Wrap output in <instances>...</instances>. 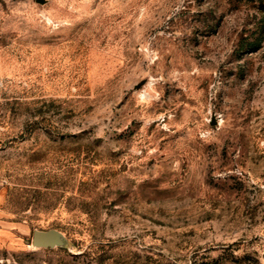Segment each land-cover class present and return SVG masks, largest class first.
Returning a JSON list of instances; mask_svg holds the SVG:
<instances>
[{"label":"rangeland","instance_id":"374dc122","mask_svg":"<svg viewBox=\"0 0 264 264\" xmlns=\"http://www.w3.org/2000/svg\"><path fill=\"white\" fill-rule=\"evenodd\" d=\"M0 264H264V6L0 0Z\"/></svg>","mask_w":264,"mask_h":264},{"label":"water","instance_id":"95a60500","mask_svg":"<svg viewBox=\"0 0 264 264\" xmlns=\"http://www.w3.org/2000/svg\"><path fill=\"white\" fill-rule=\"evenodd\" d=\"M45 3L47 0H38ZM216 121H212L215 123ZM33 245L37 247H56L66 244V237L62 230L57 227L38 228L33 231Z\"/></svg>","mask_w":264,"mask_h":264},{"label":"trees","instance_id":"16d2710c","mask_svg":"<svg viewBox=\"0 0 264 264\" xmlns=\"http://www.w3.org/2000/svg\"><path fill=\"white\" fill-rule=\"evenodd\" d=\"M250 2H252L253 4H255V6L258 4L259 6L260 5H263L264 6V0H250ZM255 41H251L250 44H254Z\"/></svg>","mask_w":264,"mask_h":264}]
</instances>
